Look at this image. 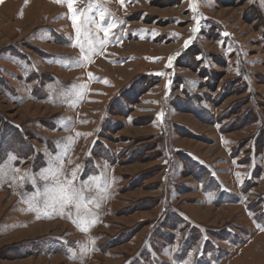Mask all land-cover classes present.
I'll list each match as a JSON object with an SVG mask.
<instances>
[{"label": "rangeland", "instance_id": "1", "mask_svg": "<svg viewBox=\"0 0 264 264\" xmlns=\"http://www.w3.org/2000/svg\"><path fill=\"white\" fill-rule=\"evenodd\" d=\"M89 4L85 62L66 2L0 3V264H264V0ZM77 166L96 223L38 219Z\"/></svg>", "mask_w": 264, "mask_h": 264}, {"label": "snow or ice", "instance_id": "2", "mask_svg": "<svg viewBox=\"0 0 264 264\" xmlns=\"http://www.w3.org/2000/svg\"><path fill=\"white\" fill-rule=\"evenodd\" d=\"M2 2L3 0H0V3ZM57 2H61V0H57ZM63 2L67 3L69 11L73 13L71 19L76 31V43L69 46L79 47L83 60L85 62L91 61L92 56L98 54L94 44L99 43L101 46H103L107 42L104 39H100L98 33L92 30V26L97 28L99 31H102L105 37H108L115 25L109 24L104 26L97 23L94 17L88 16L87 13L91 11V4H89L84 9L77 10L74 8L77 0H63ZM119 2L123 5L125 0H119ZM193 10H195V6H193ZM80 17H83L82 23L80 22ZM99 18L101 21L105 19L104 11H100ZM198 25L199 21L197 20V26ZM82 29L83 33L81 32ZM196 30L197 29H193V31ZM225 35H227V33H225ZM188 43L189 42L185 43V47H187ZM169 66H171V58ZM161 116H163V113H161ZM78 170L79 166H77V169L74 170L70 176L64 177L61 169H53L51 167L48 168V171L51 172V179L53 180V183L44 187V199L38 204L34 205L31 209L36 213L38 219L41 218V216L52 218L55 215H66L71 219L73 218V212H75L77 218L74 219L73 222L77 223V226L80 227L82 231H87L96 223L95 219L91 221H87L85 219L86 216L91 215V210L88 208V204L92 203L94 198H86V188L83 186H77L74 183L76 179V172ZM44 172L45 170L42 169V178L44 180H48L49 176L44 175ZM61 177H63V179H61ZM21 179L23 180V178ZM38 191L39 190L36 189L35 184L33 183V193L28 195H34ZM65 209H67V211H65ZM261 230H264V228Z\"/></svg>", "mask_w": 264, "mask_h": 264}]
</instances>
